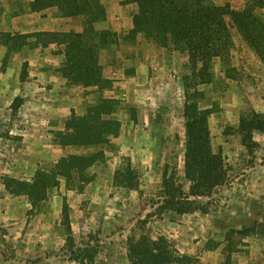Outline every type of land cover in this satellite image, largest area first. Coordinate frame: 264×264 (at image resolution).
<instances>
[{
	"label": "rangeland",
	"instance_id": "374dc122",
	"mask_svg": "<svg viewBox=\"0 0 264 264\" xmlns=\"http://www.w3.org/2000/svg\"><path fill=\"white\" fill-rule=\"evenodd\" d=\"M113 1V8L101 1L105 19L90 24L85 15H77L63 31L86 30L85 39L94 42L102 78L97 84L83 85L61 74L65 54L63 45L56 43L60 49L53 53L63 57L54 70L71 88L65 94L49 91L52 85L47 82L40 91L26 82L25 58L33 51L22 55L21 48L46 46L45 36L30 35L9 46L5 34L19 33L0 30V264H88L89 257L92 264H128L129 240L160 235L194 264H221L227 255L233 264H264V235L231 231L264 216V134L253 132L256 145L247 148L237 131L241 115L251 110L264 113V60L233 30L234 44L226 57L209 60L200 69L203 72L188 81L200 93V106L211 110V144L221 152L226 168L225 180L209 194L190 195V181L184 175L183 76L193 70L186 54L130 34L137 4ZM214 1L244 4V0ZM100 30L109 32L106 45H98L95 31ZM16 76L21 83L12 79ZM102 97L115 101L112 113L103 115L119 122L117 134L100 146L62 143L59 132L67 130L70 117L86 114ZM15 98H19L16 110ZM98 149L104 155L85 169L84 178L75 173L54 177L62 157ZM127 158L137 179L131 188L114 181L115 170ZM39 170L52 175V184L37 203L25 193L5 188L4 177L31 182ZM164 177L171 179L177 201L195 199V206L207 211L177 213L168 207ZM64 203L72 243L67 242L62 224Z\"/></svg>",
	"mask_w": 264,
	"mask_h": 264
},
{
	"label": "trees",
	"instance_id": "16d2710c",
	"mask_svg": "<svg viewBox=\"0 0 264 264\" xmlns=\"http://www.w3.org/2000/svg\"><path fill=\"white\" fill-rule=\"evenodd\" d=\"M124 3L135 2L137 11L133 14V27L130 34L141 35L153 43L172 47L187 55L190 69L193 70L185 79L183 117L185 127L184 142V175L190 181L189 194L199 197L209 194L220 185L226 177V168L220 151H214L208 117L211 110L200 106V93L191 88L192 78L203 72L200 70L215 57L224 59L233 46L232 31L235 30L241 39L264 60V0H244V4L235 7L229 2L217 3L214 0H123ZM56 6L62 16L85 15L87 22L105 19L106 12L100 0H32L30 10H41ZM88 29V24H86ZM92 28V27H91ZM85 32H37L19 34L16 37L5 34L8 45L18 44V39L28 36H45L46 43L55 42L63 45L65 61L59 71L65 76H73L83 85L97 84L102 78L99 74L94 53V42L85 39ZM98 45H106L109 32L95 31ZM1 35V34H0ZM89 38V37H88ZM45 43V44H46ZM194 85V84H193ZM111 98L102 97L96 105L88 108L82 116H71L66 122L67 130L59 132L64 144L73 146H100L107 143L111 135H116L119 122L111 114L114 109ZM19 98H15L12 108L16 110ZM237 131L242 143L247 148L256 145L252 134L257 131L264 134V113L251 110L240 116ZM104 153L101 149L84 154H68L56 165L57 172L69 177L72 173L84 178L85 169L100 160ZM136 172L130 160L117 168L114 181L117 185L134 187ZM52 175L37 171L31 182L4 177L5 188L11 193H25L31 202L37 203L46 188L52 184ZM165 203L177 213L192 212L205 206H195L198 200H176L175 188L171 179L163 178ZM62 224L66 240L72 243V230L69 221L68 205L62 207ZM232 232L246 236L251 233L264 235V216L255 220L251 226L232 229ZM128 264H194V260L180 253L175 245L164 235L151 238L139 236L128 241ZM92 264V257L88 258ZM221 264H233L227 255Z\"/></svg>",
	"mask_w": 264,
	"mask_h": 264
},
{
	"label": "crops",
	"instance_id": "0c3cea01",
	"mask_svg": "<svg viewBox=\"0 0 264 264\" xmlns=\"http://www.w3.org/2000/svg\"><path fill=\"white\" fill-rule=\"evenodd\" d=\"M31 0H1L0 6L3 7L0 11V30L11 31L17 30L19 34L29 33V32H54V31H65L71 27V21L73 17L62 16L58 11L57 7H48L42 10L31 11L29 10L28 3ZM105 2H114L113 0H101ZM20 2L23 3L19 8L11 7L13 3ZM9 4V5H8ZM114 3L110 6L113 8ZM133 5V4H127ZM134 9V6H132ZM109 8V7H107ZM16 10V11H15ZM107 11V19H109L110 10ZM7 13L11 15L8 17ZM34 50H29L28 48H21V54L24 55L26 51H33L25 59H28L29 63V75L27 84L37 91H40L43 87L42 83H50L52 87H49V91H61L65 94V91H71L70 87L63 84V79L58 76L59 72L54 70L62 62L61 53H53L54 50H59L55 42H48L45 45L38 43ZM19 76L13 77L15 82H20ZM21 83V82H20ZM63 84V85H62ZM51 88V89H50ZM65 90H62V89ZM84 89V88H82ZM33 97V96H32Z\"/></svg>",
	"mask_w": 264,
	"mask_h": 264
}]
</instances>
